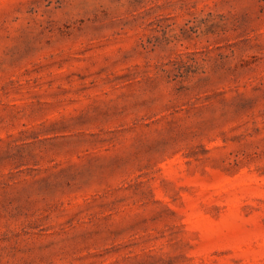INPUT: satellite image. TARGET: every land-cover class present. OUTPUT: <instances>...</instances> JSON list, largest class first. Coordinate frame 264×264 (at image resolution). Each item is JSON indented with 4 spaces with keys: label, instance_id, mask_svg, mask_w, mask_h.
Instances as JSON below:
<instances>
[{
    "label": "rangeland",
    "instance_id": "374dc122",
    "mask_svg": "<svg viewBox=\"0 0 264 264\" xmlns=\"http://www.w3.org/2000/svg\"><path fill=\"white\" fill-rule=\"evenodd\" d=\"M0 264H264V0H0Z\"/></svg>",
    "mask_w": 264,
    "mask_h": 264
}]
</instances>
